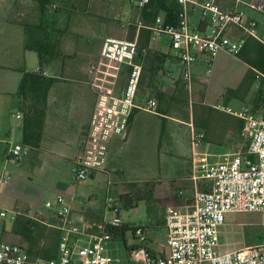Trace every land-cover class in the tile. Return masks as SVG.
Returning a JSON list of instances; mask_svg holds the SVG:
<instances>
[{
	"label": "built area",
	"instance_id": "1",
	"mask_svg": "<svg viewBox=\"0 0 264 264\" xmlns=\"http://www.w3.org/2000/svg\"><path fill=\"white\" fill-rule=\"evenodd\" d=\"M179 14L174 23H165L159 16L150 26L140 19L136 27L150 30L153 36L165 35L170 47L176 51L179 66L175 70L190 88L192 81L191 62L197 52L212 59L220 50L237 55L247 36L257 38L264 45V35H258L257 27L264 28V0L246 4L260 14V19L245 18L243 8L223 10L217 0H176ZM141 9L149 0H132ZM239 2V0H236ZM200 9L203 28L190 25L188 6ZM229 25L242 30L240 37L231 38L224 34ZM138 43L135 39L105 36L99 47L96 60L87 65L89 85L96 102L82 142L74 152V180L84 181L95 171H104L109 144L114 138L126 135L129 117L136 107L155 112L157 101L147 99L137 105L135 98L143 65L137 61ZM127 66V76L119 95L114 93L120 78L121 66ZM254 78L259 81L264 75L256 69ZM216 109L231 114L241 121L242 145L235 150L218 155L209 161L208 154L200 151L204 133L190 127L189 143L193 164V179L200 180L202 187L194 191L192 202L182 208L168 205L164 212L166 247L161 254L144 244L147 239L143 228L133 226L132 236L137 245L128 249V260L120 261L107 253L105 242L112 240L107 227L122 225L117 200L108 197L105 210L116 213L111 220L101 222L98 232L88 230V224L79 227L70 209L64 205L62 195L55 202L46 201L45 206L54 210L59 236L57 256L44 264H264V222L258 243L235 249H220L219 227L229 212L264 211V114H255L247 109H233L217 102ZM22 145L15 144L9 158L21 161ZM11 177L8 170L0 172V185ZM15 220L17 212L8 215L0 208V218ZM0 226V264H33L26 252L17 243L2 239ZM152 252V253H151Z\"/></svg>",
	"mask_w": 264,
	"mask_h": 264
},
{
	"label": "crops",
	"instance_id": "2",
	"mask_svg": "<svg viewBox=\"0 0 264 264\" xmlns=\"http://www.w3.org/2000/svg\"><path fill=\"white\" fill-rule=\"evenodd\" d=\"M18 1L21 3V15L27 17V21L25 22L35 23L37 32L34 36L29 28V34H27L25 26L16 23L11 19L12 17L6 19L8 25L21 26L23 28V35L19 39V46L17 45V54H12L6 46L4 47L6 56H11V60L15 58L19 60L17 62L0 63V172L6 169L11 173L9 181L6 184L0 185V208L14 210L17 212V218L30 219L31 223L29 225L30 232L27 235L21 233L20 229L22 227L16 220H10L7 224L4 218H0V226L3 230V240L20 245L26 252L29 262L44 264L45 260L58 254V221L56 216L51 215L49 212L38 213L32 204L26 212L17 207L16 198L13 196L15 193L13 192L14 186L18 184V181H22L21 178L25 168L22 166V163H19L20 161L15 164L16 161L14 162V159L8 156L13 146L19 144L17 143L19 141L22 142V110L20 99L17 96L18 85L22 76L19 69L39 70V66L35 69L28 67V53L35 51L25 49L24 42L29 36L31 41L39 39L47 44V51L44 54L47 60L43 63L41 71L45 75L59 78L52 85L48 93L45 123L40 145L36 150H31L30 148L27 150L29 153L44 151L46 150L43 149L44 141L55 140L54 145L48 148L47 151L62 156L63 150L66 148L73 149L75 152V148L82 142L86 134V129L96 102V96L89 85V75L86 68L89 63L98 57L100 42L106 36L104 35L106 34L104 32L106 23H108L109 31L111 30V35L109 36L119 38H126L129 27H134L132 31L133 39L139 44L138 38L141 28L138 29L136 27V21L141 17V9L137 8L133 3L132 13L130 12V15H128L127 9H124L120 0H70V4H67L65 7L55 3V0H53L41 11L38 4L33 0H16L15 3L17 4ZM77 1L82 2L81 7H77ZM256 1L258 0H239V2H236V0H217L223 10H229L233 7L243 8L246 19L255 18L256 12L246 6V4ZM15 3L12 6V11L15 10ZM111 6L117 9L116 12H112V15L100 12L102 10L106 12ZM62 12H67L65 15L67 18L63 23L61 22ZM158 16L164 20L165 12L160 11ZM33 19L36 22H33ZM188 19L193 28H197L203 23L200 19L199 7L188 6ZM259 26L260 28H257V32L263 36L264 28L261 25ZM240 30L239 27L229 25L225 29L224 34L231 38H236L242 35V30ZM149 36L148 48L160 59V62L153 69L154 64L145 60L144 57H139L137 61L142 63L144 70H153V80H155L153 83L156 86V90L161 92V94L168 95V98L175 99H178V95L175 93L179 91L178 93L181 95L182 100L186 101L185 105H187L185 109H182L178 106H166L160 100H156L157 110L155 112H149L138 107L132 110V117L129 121L126 135L123 138L111 140L104 163V170L111 174L113 173L117 181L120 180L118 178L121 174L120 170L110 172L105 167L106 161L109 159L108 155L111 154L110 152L118 153L119 150L123 151V148L128 147L137 154H148L149 151L143 149L152 148L154 154H162L163 156L165 153H168L166 151L167 146L174 143L177 137L176 133L180 130L178 126L180 124L187 126L188 135L191 126L203 131L204 137L200 145V151L208 154V156L213 154H217L218 156L235 150L242 145L240 137L241 121L221 110H219L223 112L222 115H219L221 119H211L208 115L209 111H211V106L206 103V96L202 91L198 93L199 95L195 100L193 97L191 102L188 101L186 95L189 94L190 88L187 87L185 80L180 76H176L175 73V70L179 66V58L176 51L172 50L170 46L168 48V44L170 45V43L165 35L153 36L150 34ZM245 40V51L256 48L257 44L261 43L255 37L248 39L246 37ZM82 58L84 62H81ZM86 60H89V62H85ZM166 62H168V67L164 69L163 66ZM250 68L251 70L256 69L251 66ZM159 70L162 72V76L159 75ZM191 73L192 85L190 86L193 88V81L200 76L198 77L197 74ZM126 76L127 66L124 65L121 66L120 78L114 90L116 95L121 93ZM185 87L187 88V93L185 92ZM257 87L258 81L253 86L251 80L243 77L238 84L229 87L230 94L226 95L223 91H220L222 98L227 103L223 104L233 109H247L255 114H259V111L256 110L257 103L254 101V92ZM149 88L150 90L154 89L151 86ZM150 98L155 99L151 95L143 96L138 91L135 103L140 105ZM194 105H196L195 109L197 111H194ZM214 106L215 104L213 108H215ZM15 110L18 111L16 112ZM169 119L171 122H168ZM163 133L167 135L169 144H161ZM238 139H240L239 144ZM210 147H219L221 151L217 152ZM22 153L23 156H26V152L22 150ZM29 155L32 156V154ZM192 167L190 155L187 157L174 155L173 159L165 160L162 169L164 171H160L161 173L157 174L160 178L156 179V183L163 182L164 180L175 182L172 186L168 205L186 207L192 202L193 197L192 195L189 199L187 195L194 194V192L190 191V188L194 187L195 191L202 187V183L197 186V182H200V180L192 178ZM153 169L158 171L156 170L159 169L158 164ZM95 172L90 176H93ZM174 172H176L175 175ZM165 190L160 189V194L163 195ZM73 218L76 220L75 217ZM89 220L86 222L89 226L88 230H100L101 222H97L92 218H89ZM7 230H11L12 232Z\"/></svg>",
	"mask_w": 264,
	"mask_h": 264
},
{
	"label": "rangeland",
	"instance_id": "3",
	"mask_svg": "<svg viewBox=\"0 0 264 264\" xmlns=\"http://www.w3.org/2000/svg\"><path fill=\"white\" fill-rule=\"evenodd\" d=\"M15 1L16 0H0V63L10 61L17 62L19 60L18 58L11 60L12 57L9 55L6 56L4 50L6 46L9 52L17 54V45L19 46V39L23 35V28L19 26L20 24L8 25L6 19L12 17L11 19L15 22L27 23L25 22L27 21V17L21 15V3L18 1L16 4ZM120 2L123 4L124 9H127L128 15H130L133 4L132 0H120ZM14 3L15 10L12 11ZM35 3L37 4L36 1ZM55 3L65 7L67 4H70V0H55ZM81 6L82 2H78L77 7ZM113 11L116 12L117 9L111 6L109 10H106L107 13L103 12V10L100 12L102 14L112 15ZM66 14L67 12H62L61 14L62 23L67 18V16H65ZM254 17L260 19V14L256 12ZM32 21L36 22L34 19ZM27 24H30V31L33 32L35 36L37 32V28L34 25L35 23ZM257 28H260V26ZM133 29L134 27H129L126 38L133 37ZM104 32L106 36L111 35L108 23H106ZM169 46L168 44V48ZM139 57H144L145 60L153 63V69H155L160 62V59H158L148 47H140L137 59ZM81 62H84L83 58ZM85 62H89V60ZM27 64L28 67L32 69L38 67V58L35 52L31 51L28 53ZM167 64L168 62L164 64V69H167ZM152 71L151 69L144 70L138 90L139 93L143 96L151 95L155 100H160L166 106H178L179 108L185 109L187 104L185 105L186 101L182 100L181 95L178 93L179 91L175 93L178 95V99H175L168 98V95L161 94V92L155 89L156 86L153 83L155 80H153ZM191 72L197 74L198 77L200 76V79L197 78L193 81V88L190 86L189 94L186 95L188 97L187 100L191 102L193 97L195 100L199 95L198 93L202 91L206 96V103L211 106V111H209L208 115L213 120L221 119L219 115L223 113L213 108V105L217 102L226 103L221 96L222 91L226 95L230 94L229 87L238 84L243 77L251 80L253 86L257 82L254 78V70H251L250 66L245 61L237 55H232L224 50L218 51L212 59L202 52H197L196 58L191 62ZM159 75L162 76L160 70ZM150 86L154 89L150 90ZM185 92L187 93L186 87ZM254 95V101L257 103L256 110L259 111V114H264V79L258 81V87ZM230 105L233 106L231 103ZM195 108L196 105H194V111H197ZM15 111L17 112L18 110ZM158 120H160V118H158ZM168 122H171V120L169 119ZM178 126L180 130L176 133L177 137L174 143L167 146L166 151H168V153L163 155L165 157H163L162 154H154L152 148L143 149L148 150V154H137L134 150L132 151L126 146V148H123V151L119 150L120 152L118 151V153H114L113 151L110 152L111 154L108 155L109 159L106 161L105 167L110 172H116L119 169L121 172L118 177L120 179L119 181H117L113 173L111 174L105 170H100L95 172L93 176H87L84 181L76 182L73 179V168L75 167L73 149H64L62 156L49 153L47 149L54 145L55 140H46L43 143V149L46 150L29 153V149L23 146L22 142H17L22 145V150L26 152V156H23L20 162L14 160V162L16 161L15 164L18 162L22 163V166L25 168L21 178L22 181H18V184L14 186L13 192L15 193L13 196L16 198L17 207L26 212L32 204L38 213L42 214L49 212L51 215H54V210L52 208H47L45 202L50 201L54 203L56 196L60 194L64 198V205L70 209L72 216L76 218V224L82 227L86 222L90 221L89 218L97 222H102L103 219L109 221L116 216L114 211L105 210L106 200L108 197H111L117 200L116 204L119 208V216L122 225L127 228V231L124 239L105 242L107 253L120 261L126 262L128 260V249L134 247L138 243V240L132 236L131 231V228L136 226L145 230L147 239L144 241V244L152 249L155 254H161L163 250H167L165 243L166 230L164 227V212L169 203L170 193L172 192V186L175 182L164 180L163 182L156 183V179L160 178L157 174L164 171L162 169L165 160L173 159L174 155L181 157L191 155L188 128L181 124ZM168 140L167 135L163 133L161 144H169ZM239 141L240 139H238V144L240 143ZM210 148L217 152L221 151L219 147ZM29 154H32V156ZM207 158L209 161H215L218 156L217 154H213L207 156ZM156 164L159 166V169H156L158 171L153 169ZM175 173L176 172H174V175ZM199 185H201V182H197V186ZM1 188H3V186H1ZM160 189H166L163 195L160 194ZM190 189L191 192H194V187ZM120 194L132 197L143 195L144 198H141L135 207H128L119 197ZM192 195L193 194H188L187 198L190 199ZM6 210L8 215L15 212L14 210ZM4 219L8 224L10 221L9 217H4ZM263 222L264 211L227 213L224 223L219 227L220 249H235L244 245H254L258 243L261 236V224ZM7 231L12 232L11 230ZM91 231L98 232L99 230ZM52 237L50 238L52 239Z\"/></svg>",
	"mask_w": 264,
	"mask_h": 264
},
{
	"label": "trees",
	"instance_id": "4",
	"mask_svg": "<svg viewBox=\"0 0 264 264\" xmlns=\"http://www.w3.org/2000/svg\"><path fill=\"white\" fill-rule=\"evenodd\" d=\"M35 1L37 2L40 10L43 11L45 6L50 4L53 0ZM160 11L165 12V17L163 20L165 23H174L177 20L179 14V5L176 0H149V2L141 8L140 18L146 26H150ZM16 23L25 26L27 34H29L30 24L23 22ZM203 27L204 23H201L199 28ZM149 35L150 30L147 27L140 29L137 56L140 52V47H148L150 37ZM248 38L252 37L247 36V39ZM130 39H133V37ZM245 44L246 40L237 56L264 75V45L258 43L256 48H251L245 51ZM46 45V43L39 39L31 41L30 37L28 36L27 40L24 42V48L34 50L37 53L39 70H25L24 68L19 69V71L22 73V76L19 81L17 96L20 99L22 110V144L31 150H36L40 145L45 123L48 93L52 85L59 80V78L45 75L41 71L43 63L47 60L44 57V54H46L47 51ZM143 72L144 68L140 83L142 81ZM131 117L132 114L129 117V121ZM119 197L128 207H135L138 201L141 198H144L143 195L132 197L129 195L123 196L122 194H120ZM15 220L16 222H19L22 227L20 229L21 233L23 235H27L30 232L29 225L31 220L25 218L21 219L19 217ZM106 230L111 233L112 240H121L124 239L127 228L123 225H120L117 227H107Z\"/></svg>",
	"mask_w": 264,
	"mask_h": 264
}]
</instances>
